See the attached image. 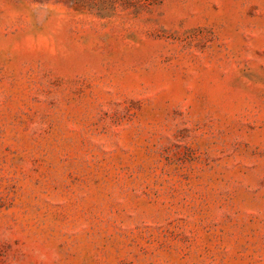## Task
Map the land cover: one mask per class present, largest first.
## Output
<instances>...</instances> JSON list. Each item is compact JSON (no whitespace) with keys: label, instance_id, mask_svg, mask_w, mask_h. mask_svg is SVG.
<instances>
[{"label":"rangeland","instance_id":"rangeland-1","mask_svg":"<svg viewBox=\"0 0 264 264\" xmlns=\"http://www.w3.org/2000/svg\"><path fill=\"white\" fill-rule=\"evenodd\" d=\"M0 264H264V0H0Z\"/></svg>","mask_w":264,"mask_h":264}]
</instances>
